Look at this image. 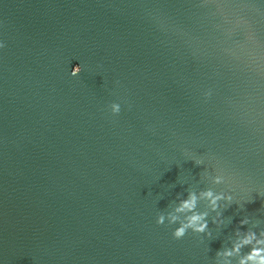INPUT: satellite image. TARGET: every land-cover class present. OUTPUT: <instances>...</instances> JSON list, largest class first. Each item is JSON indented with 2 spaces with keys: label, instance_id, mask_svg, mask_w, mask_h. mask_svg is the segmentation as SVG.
Instances as JSON below:
<instances>
[{
  "label": "water",
  "instance_id": "water-1",
  "mask_svg": "<svg viewBox=\"0 0 264 264\" xmlns=\"http://www.w3.org/2000/svg\"><path fill=\"white\" fill-rule=\"evenodd\" d=\"M0 40V264H213L264 228V0H0ZM207 188L211 238L156 224Z\"/></svg>",
  "mask_w": 264,
  "mask_h": 264
},
{
  "label": "clouds",
  "instance_id": "clouds-1",
  "mask_svg": "<svg viewBox=\"0 0 264 264\" xmlns=\"http://www.w3.org/2000/svg\"><path fill=\"white\" fill-rule=\"evenodd\" d=\"M4 47H6L5 41L0 40V49ZM81 71V66L77 65L71 70L70 75L77 77ZM211 94L210 90L204 93L206 98ZM109 108L113 115H118L121 111V105L117 102L111 103ZM194 162L198 166L203 164L202 159ZM207 178L213 185L226 182L222 171L216 175H208ZM233 203L234 198L230 192H217L212 188L198 192L188 189L186 198H181V194H178L176 202L169 205L168 211L157 213L156 224L165 225L167 222L169 226L177 225L172 231L175 240L183 239L189 231L198 236L211 238L209 218L218 229L222 228L225 225L223 212ZM242 226H247V230L242 231ZM245 249L248 251H244ZM213 264H264V228L260 227V221H253L249 217L241 219L227 245H223L216 252Z\"/></svg>",
  "mask_w": 264,
  "mask_h": 264
}]
</instances>
